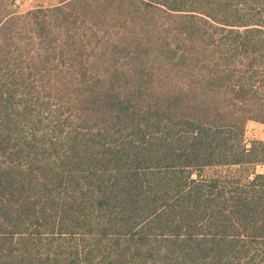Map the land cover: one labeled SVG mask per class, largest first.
<instances>
[{
    "label": "trees",
    "instance_id": "trees-1",
    "mask_svg": "<svg viewBox=\"0 0 264 264\" xmlns=\"http://www.w3.org/2000/svg\"><path fill=\"white\" fill-rule=\"evenodd\" d=\"M12 4L0 264H264V0Z\"/></svg>",
    "mask_w": 264,
    "mask_h": 264
},
{
    "label": "rangeland",
    "instance_id": "rangeland-1",
    "mask_svg": "<svg viewBox=\"0 0 264 264\" xmlns=\"http://www.w3.org/2000/svg\"><path fill=\"white\" fill-rule=\"evenodd\" d=\"M12 2V10L17 13H23L37 6L49 7L56 5L59 0H12ZM244 140L247 145L252 141L264 143V125L248 122L245 126ZM256 171L259 172L260 168H257Z\"/></svg>",
    "mask_w": 264,
    "mask_h": 264
}]
</instances>
